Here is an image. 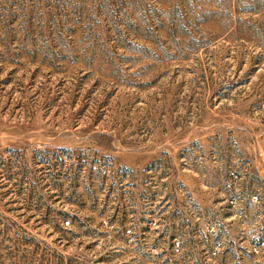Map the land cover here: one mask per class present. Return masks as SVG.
<instances>
[{
  "label": "rangeland",
  "instance_id": "1",
  "mask_svg": "<svg viewBox=\"0 0 264 264\" xmlns=\"http://www.w3.org/2000/svg\"><path fill=\"white\" fill-rule=\"evenodd\" d=\"M0 264H264V0H0Z\"/></svg>",
  "mask_w": 264,
  "mask_h": 264
},
{
  "label": "built area",
  "instance_id": "2",
  "mask_svg": "<svg viewBox=\"0 0 264 264\" xmlns=\"http://www.w3.org/2000/svg\"><path fill=\"white\" fill-rule=\"evenodd\" d=\"M67 223H69V220H67Z\"/></svg>",
  "mask_w": 264,
  "mask_h": 264
}]
</instances>
